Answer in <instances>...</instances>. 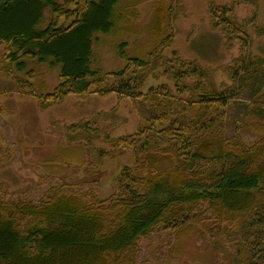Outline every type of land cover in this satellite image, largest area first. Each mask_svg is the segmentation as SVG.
Here are the masks:
<instances>
[{
	"label": "trees",
	"instance_id": "16d2710c",
	"mask_svg": "<svg viewBox=\"0 0 264 264\" xmlns=\"http://www.w3.org/2000/svg\"><path fill=\"white\" fill-rule=\"evenodd\" d=\"M66 3L0 0V44L7 50L3 74H11L13 67L26 71L29 62L46 64L59 72V85L49 95L56 102L84 96L96 83L126 72L102 75L92 67L97 35L118 27L119 0ZM216 8L221 12L212 14L213 29H223L230 43L245 49V31L226 8ZM132 10L133 6L126 11ZM154 12L153 24L160 26L162 10ZM258 35H264V25ZM124 46L120 53L127 65H148L129 58ZM179 65L171 71L174 86L180 94L190 90V97L175 101L170 90H155L145 97L152 117L139 127L142 140H112L120 148L137 147L134 164L123 167L115 178V194L102 199L93 190L76 192L64 183L51 187L38 202L0 198V264H139L142 239L169 229L181 248L208 215L226 233H264V59L252 57L230 74L234 81L258 85L247 108L248 130L259 136L252 144L240 135L225 134L224 109L233 94L218 91L212 81L207 85V72L199 65ZM142 77L137 69L126 83H111L100 91L131 96V83L143 85ZM194 77L198 91L187 87ZM240 254H247L249 261L257 256L254 248H241ZM261 259L253 264H264V256Z\"/></svg>",
	"mask_w": 264,
	"mask_h": 264
},
{
	"label": "rangeland",
	"instance_id": "374dc122",
	"mask_svg": "<svg viewBox=\"0 0 264 264\" xmlns=\"http://www.w3.org/2000/svg\"><path fill=\"white\" fill-rule=\"evenodd\" d=\"M58 1L67 4V0ZM132 6L134 10L127 12ZM216 7L226 8L245 31V49L239 43H230L223 29H213L212 14L221 12ZM155 8L162 10L161 27L153 24ZM118 11L121 19L116 30L97 35L93 43L92 67L102 75L122 69L126 72L96 83L84 96L70 95L56 102L49 95L59 85V72L46 64L29 62L26 71L18 72L13 67L11 74L4 75L7 50L0 44V198L5 202L18 198L38 202L51 187L64 183L76 192L93 190L102 199L115 194V178L123 167L134 164L137 147L120 148L112 140H142L139 127L152 117L145 97L155 90H170L175 101L190 97V90L178 93L171 75L182 63L199 65L207 72V85L212 81L218 91L233 94L224 109L227 137L240 135L247 144L259 138L247 127V108L255 100L258 85L234 81L230 74L233 67L246 64L252 57L264 59V35H258V28L264 25V0H119ZM122 43L129 58H139L148 65H127L120 53ZM137 69L145 78H139L144 81L141 86L131 83L129 91L135 94L100 91L111 83H126ZM197 81L195 77L189 79L187 87L193 85L200 90ZM45 104L49 106L44 108ZM208 216L193 227L181 248L169 229L142 239L139 264L262 261L264 233H226ZM244 247L254 248L257 256L249 261L247 254H240Z\"/></svg>",
	"mask_w": 264,
	"mask_h": 264
}]
</instances>
